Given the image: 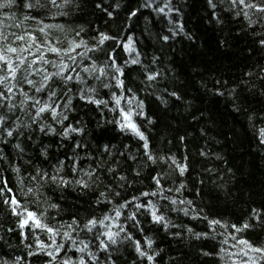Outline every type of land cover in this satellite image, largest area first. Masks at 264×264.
Listing matches in <instances>:
<instances>
[{
  "label": "snow or ice",
  "instance_id": "snow-or-ice-1",
  "mask_svg": "<svg viewBox=\"0 0 264 264\" xmlns=\"http://www.w3.org/2000/svg\"><path fill=\"white\" fill-rule=\"evenodd\" d=\"M88 2L0 0V213L13 218L6 231L28 241L26 257L4 253L0 264H183L179 257L164 261L161 230L216 241L200 255L221 264H264V244L247 235L264 231V204L232 222L184 195L193 157L187 134L170 138L168 122L173 107L190 104L171 66L177 38L193 40L181 7L176 0H91L104 19L94 27L79 22ZM205 2L221 31L239 25L220 47L250 38L249 55L264 58V0ZM211 91L245 116L264 150V108H248L250 97L264 99V63L235 82L217 79ZM208 131L201 128V136ZM197 155L200 185L204 176L216 184L219 167L208 164L226 163L224 156L207 145ZM73 194L87 207L69 204ZM181 216L204 230L177 222Z\"/></svg>",
  "mask_w": 264,
  "mask_h": 264
},
{
  "label": "trees",
  "instance_id": "trees-1",
  "mask_svg": "<svg viewBox=\"0 0 264 264\" xmlns=\"http://www.w3.org/2000/svg\"><path fill=\"white\" fill-rule=\"evenodd\" d=\"M176 2L182 10L181 22L193 37L192 41L178 37L175 42L176 51L171 54V66L178 75L176 85L184 95L185 101L190 102L173 107L168 113V122L175 130L169 133V137L186 133L187 153L193 157L194 162V170L187 181L189 191L184 195L189 199L194 198L197 205L203 207L208 215L237 222L253 204L256 206L264 204V150L255 141L245 116L234 113L230 102L223 97L215 96L211 89L217 79L235 82L257 61L264 63V58L259 52H252L249 55L247 39L250 38L242 37L239 41H233L231 47H220L219 41L231 39V36L239 31V25L230 24L221 31L214 22H210L205 0H176ZM79 15L80 23L86 24L90 21L94 27L104 26V19H101L99 14L93 13L91 0L85 4L84 11ZM121 16L123 17V13ZM156 27L158 30L163 26L157 24ZM142 29L143 23L138 26L137 33L139 34ZM203 84H206L207 88L203 87ZM249 100V110L259 111L264 108V99L257 96L250 97ZM153 112L155 105L149 101V114ZM212 121L215 123L213 124ZM203 127L209 128L206 137L200 134ZM206 145L208 150L222 154L226 163L214 160L210 162L209 167L212 163L219 167L216 184L211 182V177L204 176L205 184L200 185L199 179L202 173L198 161L201 158L197 154ZM172 151L179 152L180 155L184 154L183 148L178 150L173 147ZM229 167L234 176L226 171ZM218 185L226 187L221 188ZM196 191H200V196H195ZM68 203L87 207L76 199L75 194L69 196ZM73 210L69 208V211ZM173 219L177 218L173 217ZM179 221H184L197 231L204 230L205 227L203 223L187 220L182 216L177 222ZM12 224L13 218L0 213V225L3 226L0 229V255L9 253L13 258L17 254L26 257L27 250L24 243L28 241L21 242L17 233L6 231ZM247 235L253 242L264 244V231L257 229ZM156 239L159 246L165 250L164 261H168L169 257H179L183 264H221L215 256L200 255L201 246L205 251H213L218 247L214 240L195 241L188 239L186 235L183 238H174L162 230ZM32 260L33 264H39L36 258Z\"/></svg>",
  "mask_w": 264,
  "mask_h": 264
}]
</instances>
